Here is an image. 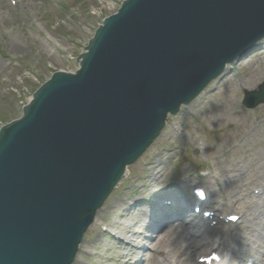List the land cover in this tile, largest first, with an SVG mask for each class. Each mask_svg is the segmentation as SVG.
I'll list each match as a JSON object with an SVG mask.
<instances>
[{
	"label": "water",
	"instance_id": "1",
	"mask_svg": "<svg viewBox=\"0 0 264 264\" xmlns=\"http://www.w3.org/2000/svg\"><path fill=\"white\" fill-rule=\"evenodd\" d=\"M263 38L264 0H126L0 130V264H73L169 117Z\"/></svg>",
	"mask_w": 264,
	"mask_h": 264
},
{
	"label": "rangeland",
	"instance_id": "2",
	"mask_svg": "<svg viewBox=\"0 0 264 264\" xmlns=\"http://www.w3.org/2000/svg\"><path fill=\"white\" fill-rule=\"evenodd\" d=\"M123 1L15 0L14 5L0 0V128L21 118L23 106L53 73L77 69V58L84 53L101 22L114 14ZM258 44L250 56L233 64L234 70L211 84L178 116L169 118L155 144L128 169L106 201L84 237L75 264H127V255L137 245L134 238L144 250H133L137 253L136 256L132 253L133 264L138 259L154 264L162 259L154 254L157 244L152 247V239L142 241L140 235H133L140 230L144 237L160 233L154 232L156 221L152 233L145 232L149 226L133 223L143 221L146 208L151 206L141 203L168 196L171 182H175L174 189L180 187L181 194L186 196L190 187L181 180L194 182L191 175L196 176L198 170L207 169L210 164L215 165L223 182L232 163L244 167L238 185L250 181L256 167L247 165L251 166L254 157L263 156L264 152L260 143L264 104L256 111L262 124H252L250 116L237 110L236 105L243 100L245 90H256L264 82L263 44ZM238 140L242 141L241 146L225 155V150L233 148ZM246 144L248 148L243 149ZM135 202H140L137 208L133 207ZM109 232L131 242L132 248L112 240ZM149 246L152 248L146 250ZM158 246L159 255L173 256L169 245ZM254 247L241 251L246 264H255L253 260L258 257L264 264L260 253L264 251V243L258 247V255Z\"/></svg>",
	"mask_w": 264,
	"mask_h": 264
},
{
	"label": "bare ground",
	"instance_id": "3",
	"mask_svg": "<svg viewBox=\"0 0 264 264\" xmlns=\"http://www.w3.org/2000/svg\"><path fill=\"white\" fill-rule=\"evenodd\" d=\"M260 135L264 138V127H261ZM251 135L249 134L248 137ZM250 139V138H249ZM250 143V141H248ZM242 144V142H241ZM246 146L243 149H246ZM264 156V152H263ZM261 154H257V156L254 157V161H252L251 166L247 165L249 167H256V171L251 176L250 181L246 183L244 186H239L237 181L238 178H242L241 175H243L242 167H237L234 163L231 164L230 169L226 171V177L225 182L222 180H219V183H216L214 185V188H216V191L209 190L211 199L218 200L219 198L226 197L230 200L229 203L220 204V205H208L207 207L212 209V212L220 211L223 212L221 207H226V210L230 209L231 211L239 213V216H241V221L243 223L242 227L234 228L238 229L234 232V236L237 239H240L242 244L245 245V247L241 248V251H246L248 247L255 246L254 247V253L258 255V249L260 246H262V243H264V157ZM249 157H246L247 160ZM262 158V160H259ZM244 181V180H243ZM223 190H220V189ZM239 189V190H238ZM258 190L259 193H255V191ZM224 193V194H222ZM169 195L171 198H177L180 203H184L182 194H175L174 192H170ZM215 197V198H214ZM248 199V201L244 204H237L236 202L239 200ZM222 202V200H221ZM192 203V202H191ZM148 212L144 214V220L140 222V224L145 228V226H149L146 229V233H152L154 225L153 222L156 221V225H161L158 229L160 232L158 237V240L155 242H152L153 244H157L156 246V253L160 254L158 250V245L165 244L169 245L171 249H173V252L175 253L173 257H170V259L165 258L162 261H165L167 264H196V256L198 253H200V249L198 248L199 241L202 238H205V235H199L198 237H192L191 232L187 231L185 227L176 225V224H168L161 223L162 221L159 219L160 215L168 213L170 209L168 207H154V210H147ZM101 212V211H100ZM99 212V214H100ZM97 215V217L99 216ZM218 216V215H216ZM219 217V216H218ZM160 220V221H159ZM139 221L135 220L133 223L138 224ZM225 227L221 228L217 231L215 235V241H223V245L233 248L234 240H229L227 236L229 235V230H232L228 228L224 224ZM152 228V229H151ZM148 230V231H147ZM201 233V229L199 230V234ZM143 232L137 231L136 233H133V235H140V237L144 238L141 239L144 240H150V238L144 237ZM155 237V236H152ZM166 239V240H165ZM191 240V241H190ZM234 241V242H233ZM134 242L137 243L136 246H133L132 250L136 252V249H143L140 247V243L138 240L134 238ZM126 246L131 247V244L124 242ZM179 244V246H178ZM178 246V247H177ZM259 247V248H258ZM177 249V251H176ZM225 249V248H224ZM130 251L131 253L137 255V253ZM253 250V249H252ZM261 257H264V251H261ZM133 254H128V262L131 261L135 256ZM170 254V252L168 253ZM259 258V257H258ZM255 259L253 262L255 264H261L260 259ZM262 259V263L264 261V258ZM228 262H233V258L226 260ZM131 264V263H130ZM159 264V263H158ZM234 264H240L234 262Z\"/></svg>",
	"mask_w": 264,
	"mask_h": 264
}]
</instances>
